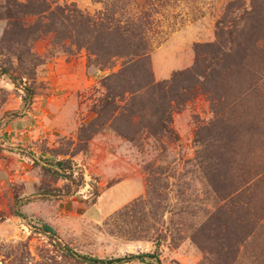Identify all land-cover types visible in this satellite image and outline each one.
<instances>
[{
	"label": "rangeland",
	"instance_id": "1",
	"mask_svg": "<svg viewBox=\"0 0 264 264\" xmlns=\"http://www.w3.org/2000/svg\"><path fill=\"white\" fill-rule=\"evenodd\" d=\"M42 224L101 260L264 264V0H0V264H84Z\"/></svg>",
	"mask_w": 264,
	"mask_h": 264
},
{
	"label": "trees",
	"instance_id": "2",
	"mask_svg": "<svg viewBox=\"0 0 264 264\" xmlns=\"http://www.w3.org/2000/svg\"><path fill=\"white\" fill-rule=\"evenodd\" d=\"M105 28V39L106 42H114L117 45L120 46V50L122 49L125 53V55H132L134 57H137L136 51L139 50V46H136V49L134 48V44H132V40L129 41L128 34H126L127 30H121L119 26L114 28H109L108 25ZM129 42V43H128ZM229 57V55H227ZM27 92V100H31L33 97V91L29 88L26 89ZM21 153H24L28 156L29 159L35 162L38 166H42L43 169L70 181H74V175L73 173H68V170H71L72 167L67 165V162H44V160L38 159L37 156L33 153H25L23 150H19ZM75 183V182H74ZM49 197H56L54 194H47ZM19 203H16V207H19ZM20 218H24L23 215L18 214ZM30 228L34 230L36 233L43 234L52 241L56 243V245L62 250L64 254L67 256L81 262L84 264H128L132 263L134 261H142L146 262L150 260L151 264H159V255L157 253L154 254H145L143 256H128L125 258L120 259H105L101 260L99 258H93L87 255L79 254L77 251H75L71 246L64 243L59 236L57 235L55 229L48 225V224H42L40 226L31 225Z\"/></svg>",
	"mask_w": 264,
	"mask_h": 264
}]
</instances>
